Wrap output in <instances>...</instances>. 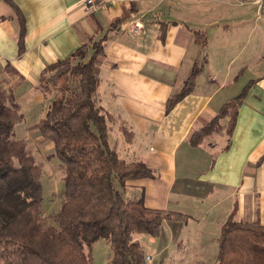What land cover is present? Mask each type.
Here are the masks:
<instances>
[{
  "label": "crops",
  "instance_id": "1",
  "mask_svg": "<svg viewBox=\"0 0 264 264\" xmlns=\"http://www.w3.org/2000/svg\"><path fill=\"white\" fill-rule=\"evenodd\" d=\"M13 1L25 19L24 51L18 55V24L0 0V86L23 115L16 138L41 139L31 126L44 114L42 95L25 97L34 93L44 67L105 34L95 102L112 116L108 145L154 174L126 181L123 195H142L147 208L187 215L185 221L164 220L150 240L163 242L162 253L216 264L221 228L235 206L237 221L264 224V9L239 0H105V8L93 11L82 0ZM195 69L190 92L166 111L167 99ZM247 84L232 134L225 132V117L220 132L191 145V131ZM120 126L132 133L129 141ZM41 142L53 151L52 141Z\"/></svg>",
  "mask_w": 264,
  "mask_h": 264
},
{
  "label": "trees",
  "instance_id": "2",
  "mask_svg": "<svg viewBox=\"0 0 264 264\" xmlns=\"http://www.w3.org/2000/svg\"><path fill=\"white\" fill-rule=\"evenodd\" d=\"M2 1L16 18L20 55L24 15L13 0ZM106 39L105 34L97 40L89 37L68 57L46 65L35 86L56 94L31 126L43 140L53 142L51 156L58 158L64 181L62 202L49 216L50 223L41 214L42 167L27 142L15 138V125L23 115L19 105L8 104V90L0 86V264H92L91 247L100 239L110 244L109 264H147L134 235L157 237L164 220H187L179 212L147 208L142 195H123L126 181L154 174L142 161L126 162L108 145L107 122L112 116L95 102ZM5 70L17 74L10 65ZM197 74L195 69L167 99L166 111L190 92ZM247 88L248 84L192 130L189 143L196 146L205 136L220 132L225 117V132L231 135ZM120 131L129 141L132 133L124 126ZM235 212L236 206L222 225L216 264H264V224L237 221Z\"/></svg>",
  "mask_w": 264,
  "mask_h": 264
},
{
  "label": "rangeland",
  "instance_id": "3",
  "mask_svg": "<svg viewBox=\"0 0 264 264\" xmlns=\"http://www.w3.org/2000/svg\"><path fill=\"white\" fill-rule=\"evenodd\" d=\"M30 95L25 97V100L34 97V94L40 96V113H44L49 106L50 101L53 99V92L43 93L36 88L33 90ZM8 104L13 106L15 104V100H9V92H8ZM21 112V111H20ZM111 121V120H110ZM27 130V129H26ZM27 133L28 130H27ZM15 136V134H14ZM32 136V135H31ZM16 138V137H15ZM28 140L27 147L32 151L35 155L36 161L42 167V174L40 177V181L42 184V206H41V214L45 217V222L50 223L51 220L49 216L56 212L62 202V190L64 188V181L62 179V175L60 174L59 169V160L56 157L51 156L54 153L47 147V145L41 141H43L36 135L33 137H26ZM164 235V231L162 232ZM142 249L145 254H148L152 260L147 264H194L195 258L188 255H178V253H170V250L160 251L161 244L163 243L157 239L150 240L152 236L148 234H138ZM163 237V236H162ZM111 253L110 244L104 240L100 239L96 241L91 247V257L92 264H109V257ZM177 254V255H176ZM179 258H182L184 261L180 262Z\"/></svg>",
  "mask_w": 264,
  "mask_h": 264
},
{
  "label": "built area",
  "instance_id": "4",
  "mask_svg": "<svg viewBox=\"0 0 264 264\" xmlns=\"http://www.w3.org/2000/svg\"><path fill=\"white\" fill-rule=\"evenodd\" d=\"M241 3L242 2H250L253 3L255 5H257L258 9L260 11H263L264 9V0H239ZM82 4L83 6L89 10V11H93L95 9H103L106 7V1L105 0H82ZM134 31H138V29L141 27V24L138 22L134 23ZM152 260V258L149 255H145V261L148 263Z\"/></svg>",
  "mask_w": 264,
  "mask_h": 264
}]
</instances>
